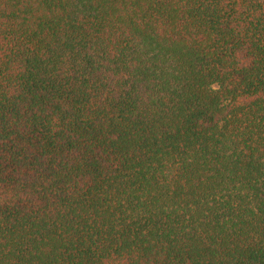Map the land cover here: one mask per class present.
<instances>
[{
	"label": "trees",
	"instance_id": "1",
	"mask_svg": "<svg viewBox=\"0 0 264 264\" xmlns=\"http://www.w3.org/2000/svg\"><path fill=\"white\" fill-rule=\"evenodd\" d=\"M0 264H264V0H0Z\"/></svg>",
	"mask_w": 264,
	"mask_h": 264
}]
</instances>
